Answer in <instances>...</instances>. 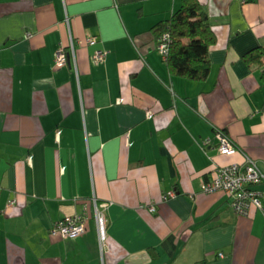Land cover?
<instances>
[{
  "label": "crops",
  "instance_id": "crops-1",
  "mask_svg": "<svg viewBox=\"0 0 264 264\" xmlns=\"http://www.w3.org/2000/svg\"><path fill=\"white\" fill-rule=\"evenodd\" d=\"M197 1L204 81L172 73L152 33L184 0H0V264H264V200L241 214L204 191L244 154L264 169L262 67L243 58L264 0ZM218 129L238 148L211 150ZM93 195L112 203L103 250ZM81 213V236L50 234Z\"/></svg>",
  "mask_w": 264,
  "mask_h": 264
},
{
  "label": "trees",
  "instance_id": "trees-1",
  "mask_svg": "<svg viewBox=\"0 0 264 264\" xmlns=\"http://www.w3.org/2000/svg\"><path fill=\"white\" fill-rule=\"evenodd\" d=\"M152 33L157 40V51L160 44H166L167 53L162 57L172 73L193 81H204L209 76V50L215 43L216 37L210 28L203 6L197 0H184L181 7L168 19L152 27ZM243 58L252 67H262L260 77L264 83V46L251 49L244 54ZM217 131L233 142L231 138H228L224 129ZM233 146L238 148L234 142ZM261 170L264 172V169L261 168ZM211 180L209 179L207 183ZM261 186H264V181L251 184L249 190L256 189L264 192L263 188L260 189ZM217 255L221 257L224 253L217 252Z\"/></svg>",
  "mask_w": 264,
  "mask_h": 264
},
{
  "label": "built area",
  "instance_id": "built-area-1",
  "mask_svg": "<svg viewBox=\"0 0 264 264\" xmlns=\"http://www.w3.org/2000/svg\"><path fill=\"white\" fill-rule=\"evenodd\" d=\"M74 42L71 38V54L74 56ZM158 51L160 55L166 56L167 46L165 43H162L158 47ZM67 56L66 52L60 50L57 53V62H61ZM76 70V68H75ZM219 138L220 144L218 148L221 153H230L235 147L232 142L219 132L216 135ZM217 148V146H216ZM244 162L242 165L233 164L230 166L219 168L217 171V175L212 178L209 183L204 185V191L206 192H214L217 190H221L226 194L233 197L232 206L237 213L247 214L248 208L253 206L258 207L260 210L263 209V200H264V192L258 190H249V186L251 184L257 183L259 181H264V172L258 166L255 160H252L251 157L247 154H244ZM170 196H174L171 194ZM168 197L165 196L164 199ZM108 206V202H102L100 207ZM97 207V208H96ZM99 210L97 206V202L95 201V221L97 227L98 234V243L100 249L103 250L106 239V225H105V216L104 211ZM87 219L86 214L81 213L73 216H69L67 218H63L56 223H53L50 227L49 231L51 235H59L64 238L74 239L77 236L82 235L84 232L83 223ZM102 252V251H101Z\"/></svg>",
  "mask_w": 264,
  "mask_h": 264
},
{
  "label": "rangeland",
  "instance_id": "rangeland-1",
  "mask_svg": "<svg viewBox=\"0 0 264 264\" xmlns=\"http://www.w3.org/2000/svg\"><path fill=\"white\" fill-rule=\"evenodd\" d=\"M219 132L217 131L216 132V135L218 134ZM232 144H233V142H232ZM211 150H214V151H217V152H220V149L219 148H217V149H215V146L211 149ZM244 156V158H245V155H243ZM218 171V170H217ZM217 171H216V175H217ZM94 196V195H93ZM172 197V196H171ZM95 201L97 202V206H98V209L99 210H103V207H102V205H101V207H100V204L102 203V202H108L107 200H97L96 199V197L94 196L93 197V202H94V206H95ZM112 203L111 202H108V206H104V210H107L108 209V207L111 205ZM97 208V207H96ZM152 211L154 210L155 211V206L152 204L150 207H149ZM103 210V211H104ZM84 214V213H83ZM94 214H95V212H94ZM87 216V215H86ZM104 216H105V225H106V229H105V233H106V239H105V242L107 241V236H108V234H107V226H108V224H107V217H106V213H104ZM87 221H88V217H87V219L84 221V223H83V226H84V232H85V230H86V223H87ZM94 222H95V227H96V221H95V215H94ZM96 229H97V227H96ZM83 232V233H84ZM79 236H81V235H79ZM79 236H77V238L79 237ZM97 240L99 241V239H98V235H97Z\"/></svg>",
  "mask_w": 264,
  "mask_h": 264
},
{
  "label": "bare ground",
  "instance_id": "bare-ground-1",
  "mask_svg": "<svg viewBox=\"0 0 264 264\" xmlns=\"http://www.w3.org/2000/svg\"><path fill=\"white\" fill-rule=\"evenodd\" d=\"M252 160H254L253 158H251Z\"/></svg>",
  "mask_w": 264,
  "mask_h": 264
}]
</instances>
